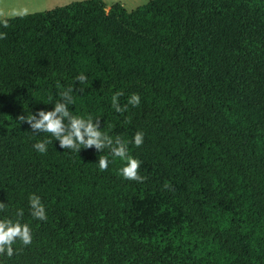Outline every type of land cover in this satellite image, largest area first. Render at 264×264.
Listing matches in <instances>:
<instances>
[{
    "label": "trees",
    "instance_id": "obj_1",
    "mask_svg": "<svg viewBox=\"0 0 264 264\" xmlns=\"http://www.w3.org/2000/svg\"><path fill=\"white\" fill-rule=\"evenodd\" d=\"M3 20L0 219L22 208L32 243L0 264H264V0H84ZM68 87L74 115L128 141L144 133L129 144L143 183L118 159L100 172L107 150H64L17 122ZM118 91L139 107L115 112Z\"/></svg>",
    "mask_w": 264,
    "mask_h": 264
},
{
    "label": "clouds",
    "instance_id": "obj_2",
    "mask_svg": "<svg viewBox=\"0 0 264 264\" xmlns=\"http://www.w3.org/2000/svg\"><path fill=\"white\" fill-rule=\"evenodd\" d=\"M3 28L9 27L8 21H0ZM6 33L0 32V39H5ZM75 81L79 85L87 83L88 78L83 73L75 77ZM59 87V84H58ZM85 88H80L84 92ZM73 88L68 87L62 89L59 93L60 99L56 100L54 109L50 111L39 110L37 113L28 115H20L17 117L19 124L27 123L31 132L35 134L45 133L59 141V146L64 150H71L80 153L82 149H92L97 152L104 153L107 150L108 155H100L98 159V169L105 172L109 168L110 162L119 160L123 162V166L119 168L118 174L125 180L143 183L147 177L140 175L139 169L141 162L129 154V144H134L139 148L144 142V133L137 132L131 141L125 140L121 136L115 137L101 130V119L93 118L91 115L87 118L74 115L69 110V105L74 104ZM122 92H115L111 97V106L117 113L123 114L128 110V106L139 107L141 97L137 93H133L127 101V104H120ZM51 99V98H50ZM130 122V121H126ZM51 141L43 140L37 142L33 147L41 154L47 153V145ZM109 157L112 158L110 161ZM165 189H170V185L165 183ZM30 215L33 219L46 221L47 214L41 198L32 194L29 196ZM7 211V204L0 202V212ZM15 219H0V256L6 255L8 258L18 254L23 248L14 249V245L19 242L23 247H27L32 243L31 228L26 223H21L24 216V210L17 209L14 213Z\"/></svg>",
    "mask_w": 264,
    "mask_h": 264
},
{
    "label": "rangeland",
    "instance_id": "obj_3",
    "mask_svg": "<svg viewBox=\"0 0 264 264\" xmlns=\"http://www.w3.org/2000/svg\"><path fill=\"white\" fill-rule=\"evenodd\" d=\"M67 1V2H66ZM84 0H0V20L14 18L36 12H46L57 7H64L73 2ZM107 7L121 4L132 11L147 4L151 0H103Z\"/></svg>",
    "mask_w": 264,
    "mask_h": 264
},
{
    "label": "crops",
    "instance_id": "obj_4",
    "mask_svg": "<svg viewBox=\"0 0 264 264\" xmlns=\"http://www.w3.org/2000/svg\"><path fill=\"white\" fill-rule=\"evenodd\" d=\"M67 2V1H66ZM107 4V3H106ZM55 9V8H54Z\"/></svg>",
    "mask_w": 264,
    "mask_h": 264
}]
</instances>
